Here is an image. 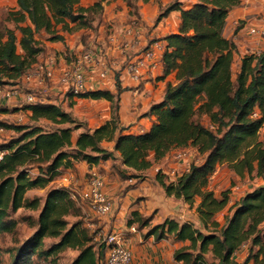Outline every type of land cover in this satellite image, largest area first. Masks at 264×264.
<instances>
[{"label": "trees", "instance_id": "obj_1", "mask_svg": "<svg viewBox=\"0 0 264 264\" xmlns=\"http://www.w3.org/2000/svg\"><path fill=\"white\" fill-rule=\"evenodd\" d=\"M104 1L84 6L82 0H17L16 8L7 15L15 27L3 25L0 29V85L19 84L34 67L45 50L39 34L46 33L48 40H63L59 25L63 31L72 30L71 23L91 26ZM241 3L196 0L183 7L174 0L159 13L158 19L180 10L179 29L164 37L162 55L161 76L174 73L176 80H168L163 98L150 106L155 119L149 129L132 132L129 125L121 123L119 94L123 88L118 76L116 93L86 89L74 95L66 88L73 96L111 101V118L94 128L57 103L38 99L25 105L31 119H46L58 127L6 124L17 134L0 144V237L15 232L18 220L13 214L18 210L37 211L36 217H27L34 230L14 249L10 264H39L37 259L54 258L68 248L78 251L70 264H106L109 247L94 239L95 231L76 189L50 186L43 201L38 195L28 197V191L49 186L65 171H74L78 162L93 166L118 158L116 153L133 176H141L173 149L189 146L205 154L202 161L192 162L188 171L171 181L165 180L161 171L156 177L168 195L190 205L199 199L196 211L204 230L191 220L175 217L152 223L155 213L146 215L139 209L130 212L126 225L146 228L144 238L173 237L183 242L173 254L181 264H264V184L233 202L229 188L219 195L210 188L212 175L224 162L241 177L254 172L264 175V142L259 139L264 126V49L245 52L234 74L238 46L225 35L228 15ZM197 115H206L212 127ZM105 142H113V148ZM34 168L38 173L32 174ZM119 174L125 175L122 169ZM226 207L230 212L221 224L216 214ZM68 216L75 220L69 222ZM209 224L213 229L209 230ZM47 238L58 240L45 247ZM243 249L246 254L239 260ZM208 253L213 261L207 260Z\"/></svg>", "mask_w": 264, "mask_h": 264}, {"label": "crops", "instance_id": "obj_2", "mask_svg": "<svg viewBox=\"0 0 264 264\" xmlns=\"http://www.w3.org/2000/svg\"><path fill=\"white\" fill-rule=\"evenodd\" d=\"M151 1L139 0L134 3L135 7L132 9L125 0H111L103 8L100 18L96 20L95 16L91 26L82 27L71 23L72 30L63 31L59 25L58 32L64 36V39L43 40L45 50L39 55L37 61V63L45 62L53 70V76L48 77L43 83L44 90L47 92L54 90L56 94L65 92L67 89L62 81L64 69L70 66L82 52L91 50L97 59L105 62V67L102 68L97 63L88 67L86 71L87 90L108 89L116 93V77L118 76L123 88L119 94L121 123L125 126L129 125L132 132L149 129L155 119V115L149 113L150 106L163 98L166 83L168 80L175 81V74L172 73L164 78L161 76L162 64L157 68H151L144 62L142 75L135 80L127 71L126 66L131 61L140 60L141 51L153 42L160 41L165 46L164 37L172 32H177L180 24V10L174 9L158 19L160 9L157 3ZM250 2H254V0H242L239 6L234 7L228 15L227 24L233 15L241 16L243 9L240 7L241 5H248ZM81 4L89 6L92 4V0H82ZM191 5V3H183L182 6L189 7ZM252 8L255 11L258 7ZM103 21H105V26ZM102 70L106 71L105 76H101ZM67 97H70L71 100L78 99V105L86 102L92 104L85 108L86 111L84 109L80 112L89 120L91 128L100 125L112 116L110 100L105 98H78L73 95ZM50 101L52 100L50 99ZM55 103L58 104L57 101ZM105 145L110 149L113 148V142H105ZM176 150L177 148L174 151ZM116 156L118 158L109 159L93 166L81 161L77 163L76 169L71 171L72 178L75 173H78V170L79 173L82 171H99L105 178L107 194L113 198L111 213L102 217L91 212L87 205H83L87 217L92 216L91 218L100 219V222L98 221L99 227L105 230H118L121 227V232L130 235L129 246L134 252L133 264H181L173 256L175 249L179 247L177 241L172 240L171 237L161 240H155L154 236L144 238L141 233H135L137 231L136 225H134L136 230H132L126 225L127 217L133 209H139L144 214L149 215L153 213L154 208L160 207V204H154L152 210L148 202L136 200L139 195H145L142 193L147 191L144 189L145 180L137 183V179H121L119 169L122 168L115 166L117 164L115 162L120 163L119 154L116 153ZM181 163L173 164L172 169L180 166ZM121 166L124 165L121 164ZM129 185L132 187L126 188ZM75 189L80 193L79 188ZM172 196L171 201L173 203L171 206H174L176 200L174 199L175 196ZM164 209L158 214L155 212V217L162 215L160 221L163 216V218L174 217L168 213L172 207L166 206ZM183 220L190 219L185 218ZM131 241H136L138 245L133 246Z\"/></svg>", "mask_w": 264, "mask_h": 264}, {"label": "rangeland", "instance_id": "obj_3", "mask_svg": "<svg viewBox=\"0 0 264 264\" xmlns=\"http://www.w3.org/2000/svg\"><path fill=\"white\" fill-rule=\"evenodd\" d=\"M94 1L95 0H92V3H94ZM109 1L111 0H105L103 2V8L106 7V5H108ZM125 1L128 2V0ZM138 1L139 0H131V4L128 3V5H130V7L133 9L135 5H133L132 3H137ZM143 1L149 2L150 0H143ZM173 1L174 0H169V1L152 0L151 2L157 3L160 9L159 11L161 12L163 9H165L167 5H169ZM179 1L183 5V3L193 4L196 0H179ZM16 6H17V0H0V29L2 28L3 25H7L12 28L15 27V24L13 22L7 20V15L9 10L16 8ZM256 6L258 8H256L257 10L254 11L252 7H256ZM240 7L243 8L241 11V16L238 17L237 15H233V17L229 18L230 19L229 23L227 24L225 29V35L227 37L233 38L238 46V52L235 54V59L233 64L234 74L237 71L240 59L245 52L258 53L262 49H264V38H261L258 35L251 34L249 32L251 26L264 25V0H254V2H250L248 3V5H241ZM101 14L102 11L96 13V20L100 18ZM103 25L104 26L106 25L105 21H103ZM106 29H108V27ZM108 32L107 34H109ZM38 39L41 42H43V40L47 39V34L46 33L39 34ZM47 79L48 77H46L45 81ZM0 86L2 89V91H0V144L17 134V132L14 129L6 126V124L8 123H37L43 125L46 129H54L58 127L57 124H54L46 119H40L39 121H33L31 119L30 111L25 108V105L27 103L26 95L29 93H33L38 100L47 101L51 99L52 101L55 102L57 101L58 105H60L64 110L70 112L79 121H83L88 127H91L89 126V120H87V118L84 115H81L80 112L92 104L86 102L85 104L83 103L82 105H78V99L71 100L70 97H67L71 95V93L68 90H66L65 92H61L59 94H56V91L54 90L51 92H47L44 90V85L39 80L27 81V82L22 80L17 85L3 84ZM14 87L16 88L18 87V89L20 90L17 96H12V97L3 96L4 89H12ZM76 97L87 98V97H79V96ZM197 119L203 122L204 124H206L207 126L212 127L206 115H197ZM79 131L80 129L74 131V137L78 135ZM259 139L264 142V126L260 130ZM175 149H173L167 157H164L158 162H155L153 166L149 170L143 172L141 176H133L134 175L133 171L129 170L125 166H121L119 162H115V163H117L116 165L121 167L125 173L124 176L120 175L121 179H137V183L145 180L144 189H147V191L142 193L145 195H139L136 198L138 202L141 201H144L145 203L148 202L151 205L152 210L154 208L153 206L154 204H160V207L154 208L153 210V212L154 213L156 212L157 214L160 213L162 210L164 211L165 210L164 207L166 206L172 207V209L168 212L170 216H174L179 220L188 218L194 222L196 227L204 230L203 223L200 221L196 211V205L199 199L193 205H190L186 203L183 199L175 197L174 199L176 200V205L174 204V206H171L173 203L171 201V199H173V196L168 195L165 192L163 186L156 177L157 172L161 171V175H163L165 180L171 181L184 171L183 168L184 166L181 163L180 166L179 165L177 166L178 169L175 170L174 173H172L171 169L173 167V164H179V162H181L174 158ZM185 151L187 153L186 161L190 163L192 162L198 163L202 161L205 156V154H203L202 151L198 149L196 146L186 147ZM77 172L79 173L80 171L78 170ZM34 173H38V170L36 168L32 170V174ZM78 173H75V176L72 178L71 177L72 172L65 171L62 176L58 177L55 181L50 183L49 186L45 188H34L28 191L27 196L33 197L34 195H38L41 197V200L43 201L46 195V191L50 186L70 185L74 189L79 188L81 190L79 201L83 205L85 204L86 200L82 197L81 193L82 191L86 190L89 186L91 172L82 171L81 173L79 174ZM262 184H264V175H257L256 172H254L251 175H246L244 177H241L236 174L235 169L232 168L230 163L224 162V163H220L217 166L216 171L212 175L210 181V188L213 189L218 195L221 193L222 190L229 188L231 200L233 202L239 199L245 192L252 190L253 188L260 186ZM131 187L132 185H129L126 188H131ZM229 212L230 211L228 207H226L225 209H223L222 211L216 214V219L221 224H223L225 222V217L226 215L229 214ZM13 216L18 220V225L15 232L5 233L0 237V249H1L0 264H10L14 249L18 247V245H20L23 242V240L33 232L34 227L31 225L30 220H28L27 217L28 216L33 218L36 217L37 211L22 208L18 210L16 213H14ZM161 216L162 215H160V217ZM91 217L92 216H90L89 218L87 217L88 221H90L91 219L93 222H96L97 225H99L98 221L100 219L91 218ZM160 217L158 216L154 217V219L151 222L156 223L160 221ZM163 217L161 221L165 219ZM67 219L69 222L75 220L73 216H68ZM120 228L118 230L111 229L106 231H120ZM210 229H213V226L211 224H209V230ZM144 231H146V228H144L143 230H139L137 228V231L135 233L142 234ZM126 236H127L126 242L129 246L130 235L127 234ZM171 238L172 240L174 239L173 237ZM56 240L58 239L47 238L45 240V247L50 246ZM177 242H178L177 245L179 246H181L183 243L180 241ZM131 244L133 246L138 245L136 241H131ZM77 253H78L77 250L68 248L60 252L54 258H46V259L41 258V259H37L36 261L39 264H70L73 261V259L76 257ZM245 254H246L245 249H243L242 251L239 252L238 259L242 260ZM206 257L208 261L214 260L211 253H208ZM215 263L217 264L216 261Z\"/></svg>", "mask_w": 264, "mask_h": 264}, {"label": "built area", "instance_id": "obj_4", "mask_svg": "<svg viewBox=\"0 0 264 264\" xmlns=\"http://www.w3.org/2000/svg\"><path fill=\"white\" fill-rule=\"evenodd\" d=\"M249 32L254 35H258L264 38V25L251 26ZM165 50V46L160 41L153 42L150 46L144 48L141 51L142 57L135 61H131L127 64L126 69L131 76L137 80L142 75V66L146 62L151 68H157L162 64V55ZM94 63L99 64L102 68L105 67V62L97 59L95 53L91 50L82 52L77 59L62 73V81L67 89L72 91L74 95L85 91L88 87L86 71L88 67ZM101 76L106 75V71H101ZM53 70L45 62L36 63L34 67L29 70L24 76L23 81H35L39 80L44 83L46 77H52ZM0 91H2L0 86ZM18 87L12 89H4L3 96L12 97L19 94ZM37 97L33 93L26 95L28 102L35 101ZM2 153H0V158ZM174 158L178 161H183L184 171H188L191 163L187 162V153L185 148H179L174 152ZM175 167L172 173L177 170ZM183 171V172H184ZM181 174V173H180ZM106 181L103 175L97 171L92 172L90 177V183L86 190L82 191V197L86 200L85 204L88 208L97 216H106L111 213L113 208V200L106 192ZM89 218V217H88ZM90 227L95 231L94 239L97 241H103L109 247L107 251L106 264H133L134 252L126 242V236L121 231H106L102 227L100 228L96 222L91 219L88 221ZM132 230H136L133 225Z\"/></svg>", "mask_w": 264, "mask_h": 264}]
</instances>
